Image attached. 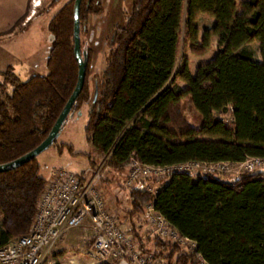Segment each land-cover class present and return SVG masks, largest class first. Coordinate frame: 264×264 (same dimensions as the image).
<instances>
[{"label":"trees","instance_id":"obj_1","mask_svg":"<svg viewBox=\"0 0 264 264\" xmlns=\"http://www.w3.org/2000/svg\"><path fill=\"white\" fill-rule=\"evenodd\" d=\"M97 1L81 0L80 26ZM73 6L67 3L48 25L53 41L46 76L21 82L11 67L2 74L0 166L46 139L76 87ZM201 16L213 21L200 40L205 51L215 40L212 58L194 75L184 59L170 83L181 45L185 58L199 41ZM108 43L106 68L96 78L91 50L81 44L85 82L70 112L87 108L84 133L107 157L106 167L127 172L131 159L161 168L264 159V0H132ZM251 44L258 45L260 61L248 50ZM57 151L74 155L70 146ZM140 180L160 188L129 189L128 216L139 218L152 205L168 228L195 244L191 251L155 236L152 258L162 264H264L263 170L232 181L180 170ZM47 184L37 159L0 174V246L29 233Z\"/></svg>","mask_w":264,"mask_h":264},{"label":"rangeland","instance_id":"obj_2","mask_svg":"<svg viewBox=\"0 0 264 264\" xmlns=\"http://www.w3.org/2000/svg\"><path fill=\"white\" fill-rule=\"evenodd\" d=\"M32 1L33 0H29L30 8H32ZM38 2L39 6L34 9L35 16L33 17L34 14L32 15L33 19L31 27L35 28H33V31L36 34V37L40 39V46H36L37 48L31 46L33 49L31 50L30 45H23L22 42L24 39L22 38H18L16 41H11L10 45L7 43L4 44V50L8 48H17L22 52L25 49L28 51L22 53L23 60H11L13 72L21 82H27L34 76H46L48 74L46 63L53 41V37L48 31V25L51 19L56 16L67 3L74 2V0H38ZM131 3L132 0H98L94 11L89 15L86 23L80 26V46L81 44H85L84 46L91 50L90 75L93 78L102 76L106 68V55L110 50L108 39L112 28H115L122 23L124 17H126L131 8ZM212 26L213 21L211 19L204 16L199 18L197 21L199 41L193 46H188L185 58H183L184 47L181 45L170 83L176 77L177 71L184 59L187 62L192 75L195 74L197 68L201 64L207 63L211 60L212 51L216 47L215 40L212 41L210 51H205L203 49L200 40L203 33L210 30ZM15 32L23 33L25 32V29L19 27ZM248 50L252 53L255 60L260 61L257 44L249 45ZM6 69V66L0 65V84L3 83L2 74ZM178 84L181 88H186L185 83L179 81ZM11 90V88H8L9 93ZM86 121L87 108L82 107L80 111L68 117L58 133L56 143L52 144L36 158L40 165V176L46 181L51 179L53 172L57 169H64L73 174H80L86 169H93L106 161L107 157L105 158L100 155L95 147L87 141L84 133ZM59 145L72 147L74 155L69 154L67 151L63 152L62 155H59L57 151V146ZM262 170L264 171V169ZM188 171L205 173L202 168L190 169ZM126 173L127 172L108 168L104 164L102 178L99 183V192L103 197L108 212L113 216L117 225L126 232L134 247L140 252H146L149 255L154 254L155 249L153 239L156 235L146 223L145 215L134 219L128 216L130 210L129 189L146 187L149 191L155 192L160 187L152 181L148 185H144L147 183L145 180H139L134 184L127 186ZM242 173H244V170L240 167H229L227 171L217 176L221 177L223 180L232 181ZM142 181L145 182L143 183ZM84 224L85 222L79 227L69 230L64 235L67 237L63 242V245L62 242H60L58 247L48 258L46 264H92V261L85 256V251L89 249V246L93 242L92 237H88L86 241L83 242L82 246L77 244L80 241V237L79 235L77 236V234L81 232ZM72 240L76 241V243H72ZM141 240L147 242L153 250H144V248H148V246L141 244ZM139 245H141L143 249L140 248ZM161 261L162 263H166L164 260Z\"/></svg>","mask_w":264,"mask_h":264},{"label":"built area","instance_id":"obj_3","mask_svg":"<svg viewBox=\"0 0 264 264\" xmlns=\"http://www.w3.org/2000/svg\"><path fill=\"white\" fill-rule=\"evenodd\" d=\"M31 4L34 12L39 2L33 0ZM104 163L105 161L80 174H73L64 169L55 170L40 197L38 211L29 233L0 246V264H46L64 235L86 220L94 231L92 246L85 251V256L92 262L161 264L150 255L137 250L126 232L117 225L106 209L99 192ZM229 167H240L244 173H253L264 169V159L249 158L241 164L188 163L166 168L142 164L131 159L126 174V185L130 186L144 177L156 178L174 170L202 168L205 173L219 175ZM145 220L162 241L178 242L182 246H189L191 251L194 250L195 244L168 228L165 220L154 212L152 205L145 207ZM201 264L205 263L202 261Z\"/></svg>","mask_w":264,"mask_h":264},{"label":"crops","instance_id":"obj_4","mask_svg":"<svg viewBox=\"0 0 264 264\" xmlns=\"http://www.w3.org/2000/svg\"><path fill=\"white\" fill-rule=\"evenodd\" d=\"M33 14L34 12H32V8H30L29 0H0V65L12 68L11 60L18 59L21 61L24 59L22 53L28 52L26 49L22 52L17 48H10L12 50L8 48L4 50L5 43L10 45L11 41H16V39L22 38L24 39L22 42L23 45H30L31 50H33L31 46H33V48L40 46V39L36 37V34L33 31L34 27H31L32 19L35 16V14ZM19 27L25 29V32L16 33L15 31ZM78 235L80 237V241L77 243L79 246H82L83 242H85L88 237L91 236L92 239L94 238V231L88 220L85 221L81 232L77 234V236ZM66 237L67 236L63 237L61 241L62 245ZM144 240L140 241L144 246H148V248H144V250H153V248H151V246H149ZM72 243H76V241L72 240ZM139 246L142 248L141 245ZM92 264L97 263L92 262Z\"/></svg>","mask_w":264,"mask_h":264},{"label":"water","instance_id":"obj_5","mask_svg":"<svg viewBox=\"0 0 264 264\" xmlns=\"http://www.w3.org/2000/svg\"><path fill=\"white\" fill-rule=\"evenodd\" d=\"M80 5L81 0H74V6H73V41H74V56L75 60L77 62L78 66V78L76 87L70 96L69 100L67 101L66 105L64 106L63 110L61 111L60 115L58 116L56 122L54 123L52 129L50 130L48 136L46 139L33 151L29 152L28 154L24 155L23 157L0 166V174L6 173L12 170H15L30 161L36 159L40 154H42L46 149H48L53 142L56 140L58 133L60 129L62 128L63 124L68 119L71 109L77 99V97L80 95L84 82H85V63L82 60L81 57V51H80V21H79V15H80ZM98 95V90L95 88L94 94H93V102L96 101Z\"/></svg>","mask_w":264,"mask_h":264}]
</instances>
